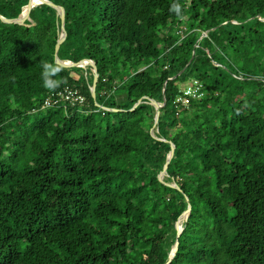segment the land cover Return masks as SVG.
I'll return each mask as SVG.
<instances>
[{
	"label": "trees",
	"instance_id": "obj_1",
	"mask_svg": "<svg viewBox=\"0 0 264 264\" xmlns=\"http://www.w3.org/2000/svg\"><path fill=\"white\" fill-rule=\"evenodd\" d=\"M49 1L96 100L55 9L0 18V264H167L189 206L170 264H264V0Z\"/></svg>",
	"mask_w": 264,
	"mask_h": 264
},
{
	"label": "water",
	"instance_id": "obj_2",
	"mask_svg": "<svg viewBox=\"0 0 264 264\" xmlns=\"http://www.w3.org/2000/svg\"><path fill=\"white\" fill-rule=\"evenodd\" d=\"M42 4H48L53 9H55V11L57 12V15L60 17V20H61V29H60L58 41H57V44H56V47H55V62L57 64L61 65L64 68H76L77 67V68L86 69L87 67H91L92 68V73H93V83H92V87H91V92H92L93 98L96 100L95 90H96V86H97L99 75H98V72H97V67L95 65V62L91 61V60H87V61H84V62H81V63H75V62H72V61H69V60H61L60 57H59V49H60V46L63 43L64 37H65V34H64V30H65V13H64V11L62 9L57 7L53 2H51L49 0H36V1H33L32 3H30V4H28L27 6L24 7V9L22 11V14H21V18L8 20V19L4 18L1 15H0V18L2 20L9 21L11 23L23 25V22H22L21 19H28V20L31 21V18L29 16L30 12L34 8H36V7H38L39 5H42ZM142 103H143V99H140L134 105L132 110L136 109ZM149 103L155 109V122H154L153 128L151 129V133H152V135L154 137H156V133L158 132L156 127H157V124H158V119H159V114H160L159 113L160 103H158V102H156L154 100H151V102H149ZM96 106L99 107V108L105 109V110H109L108 108H105V107L101 106L98 103H96ZM171 146H172V150L168 154L167 159H166V163H165V166H164V169H163V172L159 176V179L162 182H163V179L165 178V176H167V166H168V164L170 163V161H171V159L173 157L174 145L172 144ZM171 186L177 187L175 184H172ZM190 208L191 207L189 206L187 212L184 213L179 218V220L177 221V224H176V230H177L176 242L173 245V247L171 249V252L169 253V258H168L167 264L171 263L172 259L174 258L175 254H176V251H177V248H178V244H179V240L178 239H179V237H180V235H181V233L183 231V223L187 220V218H188V216L190 214Z\"/></svg>",
	"mask_w": 264,
	"mask_h": 264
},
{
	"label": "built area",
	"instance_id": "obj_3",
	"mask_svg": "<svg viewBox=\"0 0 264 264\" xmlns=\"http://www.w3.org/2000/svg\"><path fill=\"white\" fill-rule=\"evenodd\" d=\"M198 85L196 81L193 82V84H190L184 91V96H200L201 93H198ZM52 98L48 99L45 102V106H49L51 104L50 100H53V104H57L58 102H70L72 105H75L76 103L83 105L85 102L84 96L80 95L77 91L66 89L63 92H59L57 94L51 95ZM177 102H184L187 103V99L183 97H179L177 99Z\"/></svg>",
	"mask_w": 264,
	"mask_h": 264
},
{
	"label": "clouds",
	"instance_id": "obj_4",
	"mask_svg": "<svg viewBox=\"0 0 264 264\" xmlns=\"http://www.w3.org/2000/svg\"><path fill=\"white\" fill-rule=\"evenodd\" d=\"M171 12H175L178 16L181 14V5L173 2L170 7ZM60 68L55 63H44L42 65L41 78L43 86L47 89H55L60 86L61 78H58Z\"/></svg>",
	"mask_w": 264,
	"mask_h": 264
}]
</instances>
